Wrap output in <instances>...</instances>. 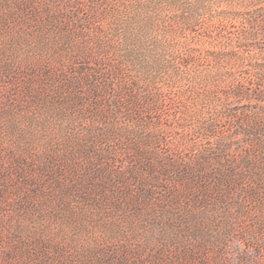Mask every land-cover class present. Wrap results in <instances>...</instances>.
Masks as SVG:
<instances>
[{
    "label": "rangeland",
    "instance_id": "rangeland-1",
    "mask_svg": "<svg viewBox=\"0 0 264 264\" xmlns=\"http://www.w3.org/2000/svg\"><path fill=\"white\" fill-rule=\"evenodd\" d=\"M263 11L264 0H0V264H22L40 244L51 264L136 256L145 264L161 250L196 248L205 264H264L260 128L241 133L231 153L238 161L260 153L240 164L253 177L237 172L227 197L176 206L181 224L122 200L134 163L122 149L129 131L152 167L138 165L130 190L143 181L159 196L172 180L160 174L162 159L190 165L215 145L202 130L215 109L227 105L238 122L256 107ZM236 84L244 94L230 95ZM118 92L142 99L134 117L144 127L115 111ZM153 100L162 107L150 108ZM109 144L116 152L101 156Z\"/></svg>",
    "mask_w": 264,
    "mask_h": 264
},
{
    "label": "trees",
    "instance_id": "trees-1",
    "mask_svg": "<svg viewBox=\"0 0 264 264\" xmlns=\"http://www.w3.org/2000/svg\"><path fill=\"white\" fill-rule=\"evenodd\" d=\"M261 34L264 37V13L262 17ZM252 72L255 75L257 86L250 89L249 96L253 100L254 104H256V107L243 112L242 115L248 116L243 117L238 122L237 117L240 114H236L231 108L227 107V105H222L219 109H215V112H213V114L205 120L206 123L202 126V130L207 135L214 137L212 142L215 145L212 146L211 149H207L208 153H201L200 158L198 155L197 158L191 161L190 165L181 166V164L178 163L174 157L170 160L162 159L163 163L159 164V168L161 169L160 174L167 177L170 176L172 180L168 178L166 179V183H168L170 188L166 190L164 189V192L161 190L159 192V196L155 195V189L157 186L152 184L146 186L143 181H139L136 191L130 190V183L132 181H137L138 178L142 176L139 175L133 177L134 175H138V173H140L138 165H144L149 170H152V167L150 164L145 165L142 163L141 160L147 156L143 151V145L139 144L136 139H134V135L130 136L131 131H129L127 136L128 138H124L125 141L122 143V149L127 151L126 153L134 160V163L133 167H131L128 172L132 177L130 178L131 181L122 185L124 186L123 193L125 194L122 200H128V202L134 204L135 207H145L148 214L151 216L153 215L158 222L161 224L166 222L167 225L173 226V224L182 223L181 216L179 215L176 206L179 207L183 204L184 209H191L196 205L207 202L209 198L208 194L210 193L219 197H227L228 195L225 194L229 192V190H232L231 183L237 172L238 174L240 173L243 178L246 175L253 177V173H248L250 168L247 166L242 167L240 164L251 163L253 159H256L255 155L260 157V153H247L244 156L242 155L240 161H238L236 157L234 158L231 153L233 152V146L235 144L236 148L238 147V142L241 140L239 135H241V133L249 135L252 131L258 128L264 131V48L261 50V62H256L255 65H253ZM90 91L92 97L99 98L100 90L96 88V86L91 85ZM243 92V85L236 84L230 95L233 94L239 96L244 94ZM226 97L228 98V96ZM141 100L142 99L131 95L129 92L126 95L118 92L114 100L115 111L121 112L124 108L125 112H127L125 114L126 120L138 129L145 126L144 120L135 119L134 117V112L138 108ZM153 101L154 103L150 104V108L160 109L162 107V104L158 103L157 100ZM251 116H253L252 119L250 118ZM245 118L246 121H244ZM103 137V142L105 143H109L111 142V139H114V137L110 138V135L105 134ZM145 138H147V136ZM107 146L108 147L103 148L101 156L104 155L106 158H111L112 154L116 151H114V145L112 146L109 144ZM217 156H219V158ZM210 164H215V166H213V170L211 169L206 171L203 169L204 166H208ZM184 167H187V170H184ZM102 172L101 176H103ZM208 173H210V176L207 175ZM109 174L110 173H108V175ZM143 175L148 176L149 178L152 176L150 171L144 172ZM255 178L264 181V166L261 167V169H257ZM180 183H182V185H179ZM179 186L183 188H179ZM250 188L256 189V186H252ZM96 192L103 198L104 202L111 200V198H108L110 192L107 190L106 186L97 187ZM162 192L163 194H168V196H163ZM64 197L65 195H63L61 199L63 200ZM158 197L161 199H159L158 202H154ZM167 203L170 204V207L168 208H166ZM157 212H159V214ZM140 215L143 214H137V216ZM143 221L144 220H141V222ZM38 246V249H40L35 251V254L27 256V260H24V263L22 264H30L28 263L29 260L32 264H51L53 262H48L49 256H45L44 251L47 250L44 249V245L40 244ZM27 247H30V245H27ZM32 256L35 259H31ZM204 257L205 256L199 252L198 248H196L195 251L192 249L190 252L183 250L174 253L171 250H161L145 264H184L183 262L185 259H189L195 264H205L204 260L206 258L204 259ZM102 262L101 264H144V259H139V257L136 256L135 259H128L124 257L122 259H105ZM220 263L222 264L221 260L216 258L212 264Z\"/></svg>",
    "mask_w": 264,
    "mask_h": 264
}]
</instances>
